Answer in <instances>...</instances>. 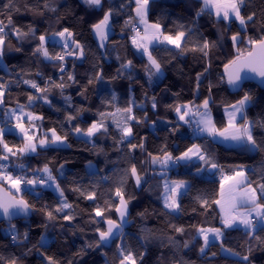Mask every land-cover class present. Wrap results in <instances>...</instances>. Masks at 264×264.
Segmentation results:
<instances>
[{
    "label": "trees",
    "instance_id": "1",
    "mask_svg": "<svg viewBox=\"0 0 264 264\" xmlns=\"http://www.w3.org/2000/svg\"><path fill=\"white\" fill-rule=\"evenodd\" d=\"M45 2L48 8H44ZM7 3L8 0H0V19L5 22L9 15V9L4 7ZM102 3V8H89L82 0H14L10 13L14 25L25 31L27 26H32L37 32L36 38L30 36L23 42L12 34L6 37L5 55L0 59L5 66L4 70L0 68V83H5L7 88L4 104L0 105V124L8 123L12 128L3 115L5 110L14 109L18 104L27 105L29 95H41L28 84H23L22 79L32 80L44 88L50 80L61 83L63 77L67 85L63 92L58 87H51L46 93L51 103L37 100L28 110L43 117L39 120L43 131L55 128L59 134H67L68 139L65 147L38 148L36 153L11 158L9 171L14 176L23 175L48 164L63 189L64 197L72 205L65 212L74 218L66 221L62 218L64 213L54 212L56 219L48 221L46 212L54 211L60 203L59 198L49 189L33 191L30 186L18 197L33 205V210L26 219L11 222L20 234L27 232L28 239L11 245L12 234L6 232L9 223H1L0 257L5 260L15 257L17 264H48L46 257H52L55 264H120L118 246L122 245L137 257L143 254L142 259H137V264H246L240 257L248 254L251 248L252 264H264V230H261L264 225L258 226L254 234L259 240L242 228L224 229L222 226L221 214L214 203L221 189L219 169L209 173V166L197 160L172 164L165 169L152 164L149 156V153L162 156L164 147L171 152L177 145L180 150L181 141L193 137L187 130L188 124L179 122L174 115L178 105H201L204 99H209L213 120L217 128H222L226 125L223 107L250 93L253 99L245 108L246 117L254 121L264 119V91L252 83L231 90L222 75L225 65L240 52L245 54L249 51V38L264 36V0H244L241 14L245 17L255 15L243 28L235 20L218 21L208 11L197 17L202 0H155L150 4V22L159 20L169 33L180 30V25L193 28V32L183 54L165 45L152 49V55L161 63L162 72L151 80L146 72L148 58L132 44V27L125 23L135 16L134 2L102 0ZM122 4L125 7L122 8ZM109 8L113 9L114 15L106 44L100 47L91 26L102 19ZM64 27L76 34V40L84 45L85 54L82 58L66 57V71L61 73L60 62L44 60L33 55V51L39 43L38 36L48 33L46 46L49 52H62L61 47L49 39L53 37L52 32ZM236 33H239L240 40L234 45L231 37ZM204 40L212 44L208 56L190 50L193 44ZM17 48L21 50L16 51ZM129 60L133 67L117 75L121 65ZM98 73L103 75L102 80L94 79ZM198 73L202 76L197 90ZM68 74L74 76V81L67 80ZM65 97H71L70 102H66ZM153 97L157 103L155 109L152 108ZM130 101H134L136 107L133 111L140 119L139 124L132 123L131 143L143 142V150L136 148L130 151L127 143L118 145L116 141L120 133L110 117L105 121L108 127L106 134L77 138L72 131L74 125L86 129L101 119L100 113H113L116 108L127 107ZM78 110H81L78 118L69 123L66 117ZM174 125L179 126L175 135L172 133ZM254 136L258 141L264 140V128L256 127ZM4 140L10 147H19L23 143L21 138L10 132H6ZM196 144L202 145L212 160L223 168V175H232L236 166H243L253 187L264 183V150L250 151L242 144L225 146L206 137L196 139ZM20 163L26 166L24 172L15 167ZM132 165L143 177L139 187L129 173ZM197 166L204 171L197 174ZM165 180L190 182L189 188L179 198L181 210L177 214L170 213L163 206ZM122 181L126 196L132 197L123 235L109 249L104 246L88 248V244L94 245L98 240L96 229L104 230L105 219L119 222L118 213L114 209L107 210L106 202L118 204L114 193ZM77 187L86 193L95 191V199H87L74 190ZM199 198L207 199L210 206H202ZM98 206L104 210L103 217H95L94 209ZM174 227H182L184 232L177 233ZM199 227L221 228L224 233L219 242L209 244L206 254L199 251L203 245L196 231ZM185 243L188 247H184ZM221 243L240 256L224 255Z\"/></svg>",
    "mask_w": 264,
    "mask_h": 264
},
{
    "label": "snow or ice",
    "instance_id": "2",
    "mask_svg": "<svg viewBox=\"0 0 264 264\" xmlns=\"http://www.w3.org/2000/svg\"><path fill=\"white\" fill-rule=\"evenodd\" d=\"M82 2L89 8H102V0H82ZM134 2L135 7L133 9L135 16L130 17L125 23L130 25L134 32L132 36V44L142 51L143 55L148 58V64L146 65V72L151 80L152 77L158 76L162 72L161 63L152 55V49L160 45H171L174 49L179 50L182 54L185 51V45L188 44V37L192 34L193 28H185V26L180 25L178 31L175 33H169L165 31L164 25L156 20L150 22L148 20V15L150 12V4L154 3L155 0H130ZM244 5V0H202V7L196 13L197 17H200L205 11L209 14L214 12L218 21L230 22L233 18L239 21L240 25L243 27L246 25L247 21H252L255 13L248 15L247 17L241 14V8ZM5 8L9 9V15L6 17V22L4 19H0V59L5 55V44L6 37L12 34L16 37L18 41H26L30 36L36 38V28L32 26H27L25 31L23 28L14 25L11 18V11L14 8V0H8V3L4 5ZM47 2L44 4V8H48ZM125 7V5H121ZM19 11L18 8H15ZM51 11H55V8H51ZM41 14L43 12L41 11ZM114 15L113 9L109 8L97 23L93 24L92 30L95 36L100 41V47H104V42L108 39V31L111 27L110 21ZM195 24V21H193ZM140 25L143 26L141 31ZM7 29V31H6ZM75 33L71 31L68 27H64L62 30L55 31L51 33L53 37H59V42L61 45L62 53H51L46 46L48 41V33L40 34L38 36L39 43L33 51V55H38L47 61H58L60 62L61 73L66 71L64 67L65 58L68 56H76L77 58H82L85 54L84 45H82L75 38ZM233 44L239 43V33L234 34L231 37ZM248 43L253 46V50L249 51L247 55L240 52L237 57L230 61L229 64L225 65V71L227 74V82L230 86L239 87L240 82L244 77L241 75L245 70L256 73L262 78L264 82V36L259 39L249 38ZM212 47L211 42L204 40L203 43L193 44L192 51H199L204 56L209 55V49ZM17 48L16 51H20ZM133 67L132 61H127L121 65V69L118 70L117 75H120L123 71H128ZM207 71V69H205ZM39 75V73H37ZM201 73L197 74V90L199 89V84L201 80ZM74 76L68 74L67 80L74 81ZM94 79L102 80L103 75L98 73ZM25 84L30 85L31 88L35 89L36 92L41 93L40 96H28L27 105H17V109H10L3 113L7 120L15 119L16 123L12 128L0 127V161L8 162L14 157H23L32 153H36L37 149H45L53 145L66 144L67 134H59L55 128L48 129L47 131H41V126L37 125L35 121L42 120L43 117L34 114L31 111H25L26 108L31 107L33 103L37 100H43L45 103H51L48 99L46 93L51 87H58L63 92V89L67 86L63 82V77H61V83L56 84L53 81H49V84L44 88H41L39 84L32 80H24ZM92 81H89L91 83ZM7 85L5 83H0V105L4 104V96ZM66 102H70L71 97L64 98ZM115 99V96H113ZM253 97L250 93H245L244 96L238 100L236 103L231 104L226 109L227 124L222 128H217L211 115L210 100L204 99L201 105H191L182 104L175 107V112L177 113L179 121H183L185 124L191 126L195 123L194 133H207L212 137H221L225 141H234L248 147L250 151L264 150V140L258 141L254 136V130L256 127L264 128V119L259 121L249 120L245 115V108L251 103ZM136 107L134 101H130L129 105L124 108H116L113 113H100L101 119L99 121H94L86 129H82L78 125H74L72 131L77 135L87 136L89 138L94 137L98 133L106 134L108 132V127L106 120L110 117L115 123L117 130L120 135L116 143L129 145L130 151L136 148L144 149L143 142L140 144H132L131 138H133V127L132 123H140V119L135 115L133 108ZM142 107V105H141ZM157 103L155 97L152 98V108L155 109ZM78 110L75 114H69L66 119L69 123L76 120L80 115ZM238 117L242 119V123H238ZM146 118V116H145ZM18 130L19 135L23 141L22 146L10 147L8 143L5 142L4 136L6 132L15 133ZM179 130L178 125H174L172 128V133ZM50 133V134H49ZM15 148V150H14ZM162 156H154L149 153L151 157L152 164H159L162 168H167L170 164H179L180 162H191L193 158L198 161L203 162L204 165H208L211 169H219L222 174L221 179V199L214 201L220 207L221 211V223L224 229L232 228L234 226L243 225L247 230V234L252 236L254 239L259 240L258 236H255L258 225H264V183H258L256 187H253V182L248 178L243 166H236L233 170L232 175L224 176L223 168L215 163L211 156L207 153L206 149L199 144H192L187 147L179 156H173L171 152L167 151L164 147L161 149ZM91 162H89V165ZM21 172L26 170V166L23 163L16 165ZM63 168V165H61ZM204 171L203 168L197 166L196 173ZM130 175L135 179L136 185L141 186L143 177L138 172L135 165H132L129 170ZM106 179V178H105ZM0 182H6L11 185L16 192L22 190L21 186H31L32 190L35 191L37 188L43 189L46 187H55V190L59 193L60 203L53 210L46 212V219L52 221L56 219L55 213H64L63 219L66 221H71L74 217L71 213L65 212L66 209H71L72 205L67 202L64 197L63 189H61L59 183H57V177L53 175V170L48 164H45L43 168L34 169L33 176L31 178L24 176H14L11 171L8 170L7 163H0ZM228 184V195L224 196V185ZM123 181L120 186L115 189V197L118 198V204H108L107 210L114 209L119 215V222L112 219H105L107 224L106 230L96 229L98 233V240L95 244H88V248L96 247L99 248L103 246L108 241L115 237H118L123 232V224L127 223V217L129 216L128 206L131 202L132 197L126 196L123 191ZM190 186V182L186 180L179 181H168L164 182V192L162 194L164 208L169 210V212H177L181 210V205L179 203V198L183 191H186ZM80 192L81 195H85L87 199L94 200L96 197L95 191L85 192L83 189L77 187L74 189ZM0 216L8 218L9 221V231L12 233L11 239L13 242L22 243L28 239V233L25 232L20 234L16 230V226L11 224V219L15 216L23 215L27 216L34 208L33 205L23 197L16 199L15 196L8 195L4 192L2 186H0ZM202 206H210L207 199L199 198ZM243 209V210H241ZM95 217H103L104 210L99 206L94 209ZM93 222H96L95 220ZM177 233H183L184 229L182 227H174ZM264 230V227L261 228ZM198 235L203 239V245L200 247L199 251L201 254H206V249L209 246L210 240H221L223 237V231L221 228H204L199 227L196 229ZM43 239V237L41 238ZM147 239V238H145ZM184 247H188L185 243ZM222 251L230 252L232 255L240 256L239 253L232 252L231 249L225 248L223 243L220 245ZM118 251L121 255L120 264H137V259H142L143 254L137 257L132 251L127 250L124 246H118ZM251 248L249 253L240 257V259L246 264H252L250 260ZM81 252H84L82 249ZM86 254V253H85ZM43 255V254H41ZM213 256L216 253H212ZM83 258V257H81ZM48 264H55L52 257H46ZM0 264H17V258L13 257L11 259L5 260L0 257Z\"/></svg>",
    "mask_w": 264,
    "mask_h": 264
},
{
    "label": "rangeland",
    "instance_id": "3",
    "mask_svg": "<svg viewBox=\"0 0 264 264\" xmlns=\"http://www.w3.org/2000/svg\"><path fill=\"white\" fill-rule=\"evenodd\" d=\"M239 40H240V38H239ZM168 47H173V46H171V45H167ZM242 98V97H241ZM240 98V99H241ZM240 99H238V100H240ZM237 100V101H238ZM237 101H235L234 103H236ZM234 103H232V104H234ZM188 104H191V105H196V104H192V103H188ZM231 105V104H230ZM229 106V105H228ZM228 106H225V107H223V109H222V112H223V116H224V119H225V124H227V116H226V109H228ZM10 109H13V108H9V109H7V110H10ZM14 109H17V107L16 108H14ZM7 110H5V111H7ZM228 110H230V109H228ZM25 111H29L28 110V108H26L25 109ZM174 115H175V117L176 118H178V116H177V113L175 112V110H174ZM211 115H212V112H211ZM5 117V116H4ZM212 118H213V115H212ZM5 119H7L6 117H5ZM10 123H11V125H12V127H14V125H15V123H16V121H15V119H11V120H8ZM181 122H183V121H181ZM35 123L37 124V125H39L40 126V121L38 120V121H35ZM184 123V122H183ZM238 123H242V119H240L239 117H238ZM226 126V125H225ZM41 131H43L42 129H41ZM11 133V132H10ZM13 134H15L17 137H19V138H21L20 137V135H19V132H18V130H16V132L15 133H13ZM50 134V133H49ZM75 134V133H74ZM195 135H196V133H195ZM195 135H193V136H195ZM75 136L77 137V138H89V137H87V136H82V135H77V134H75ZM197 136H199V137H206V138H210L211 139V141H213V142H217V143H220V144H222V145H225V146H237V145H241V144H239V143H237V142H234V141H225V140H223V138H221V137H219V136H217V137H212V136H209L207 133H199V134H197ZM194 138L195 137H191V139L192 140H194ZM198 139V138H197ZM196 141V140H195ZM66 146V144H63V145H61V144H58V145H53V146H51V147H57V148H62V147H65ZM49 148V147H48ZM33 154V153H32ZM180 163H184V162H180ZM170 165H172V164H170ZM89 168H92L91 166H89ZM169 181V180H168ZM1 184H3L6 188H7V190L9 191V192H11L13 195H17L16 197H18V195L20 194V192H22V190L20 191V192H16L15 191V189H13L12 187H11V185L10 184H8V183H6V182H0ZM38 189H40V188H38ZM43 189H49V190H51L58 198H59V202H60V197H59V193L55 190V187L54 186H52V187H46V188H43ZM43 189H40V190H43ZM185 191H183V193H184ZM182 193V194H183ZM18 198H20V197H18ZM241 210H243V209H241ZM169 211V210H168ZM171 213H173V214H177L178 213V211L177 212H171ZM118 221H119V215H118ZM128 223V222H127ZM127 223H125V224H123V226H125V225H127ZM258 226H261V225H258ZM242 229H244V230H246L245 228H244V226L242 225V227H241ZM247 231V230H246ZM7 233H9V234H12L10 231H9V229H7V231H6ZM202 239V238H201ZM203 240V239H202ZM212 242H219V240H210V243H212ZM209 243V244H210ZM222 253L224 254V255H227V256H231V257H234V255H232L230 252H227V251H222Z\"/></svg>",
    "mask_w": 264,
    "mask_h": 264
},
{
    "label": "water",
    "instance_id": "4",
    "mask_svg": "<svg viewBox=\"0 0 264 264\" xmlns=\"http://www.w3.org/2000/svg\"><path fill=\"white\" fill-rule=\"evenodd\" d=\"M252 50H253V46L251 45L249 51H252ZM249 51H247L244 55H247V53ZM222 75L224 77L225 82L228 83L227 82V74H226L225 68L223 70ZM241 75L244 77V79H242V81L240 82V86H242V85H244L246 83H252L255 86H257L260 90H263L264 91V82H262V78L259 77L256 73H253L251 71L245 70L244 72L241 73ZM230 88H231V90H235L237 87L230 86ZM0 186L3 187L4 192H7L8 195L15 196L11 192H9L6 187H4L1 184H0ZM3 194H4L3 192H0V195H3ZM15 198L16 199H20V198H18L16 196H15ZM27 216L26 217L23 216V215L15 216V217H13L11 219V222H15V221H18V220H24V219L27 218ZM1 223H9L8 218L0 216V224ZM106 228H107V224L104 222V230H106ZM123 232H124V228H123ZM123 232H122L121 235H119L118 237H115L112 240L108 241L103 246L105 248H108L109 249L112 246L113 242H116V241H118L120 239V237L123 235Z\"/></svg>",
    "mask_w": 264,
    "mask_h": 264
},
{
    "label": "crops",
    "instance_id": "5",
    "mask_svg": "<svg viewBox=\"0 0 264 264\" xmlns=\"http://www.w3.org/2000/svg\"><path fill=\"white\" fill-rule=\"evenodd\" d=\"M212 14L215 16L214 12H213ZM215 18H216V16H215ZM232 20H235V19L233 18ZM235 21L237 22V24H238L241 28H243V27L240 25L239 21H237V20H235ZM140 28L143 30V26H142V25H140ZM108 34H109V31H108ZM93 36H94V38L96 39L97 43L100 45V41H99V39L95 36L94 32H93ZM131 38H132V37H131ZM49 40H50L51 43H55L56 45H58V46L61 47L60 42H59V37H51ZM105 44H106V41L104 42V46H105ZM134 47H135V46H134ZM135 48H136V47H135ZM136 49H137V48H136ZM139 51L142 53L141 50H139ZM176 119L179 121L178 118H176ZM179 122H181V121H179ZM181 123H183V122H181ZM192 138H193V137H192ZM196 138H201V137L197 136V134H196L194 140H192L191 137L188 138V139L182 140V141H181V144H182L181 149L178 150V149H177V145H175V146L173 147L172 151H171L172 155H173V156H179L183 151L186 150L187 147H190L192 144H196V141H195ZM193 160L196 161L195 158H193ZM197 161H198V160H197ZM184 163H185V162H184ZM215 170H216V169H211L210 167L207 169V171H208L209 173L214 172ZM164 182H165V181H163V186H164ZM163 192H164V187H163ZM162 194H163V193H162ZM227 195H228V184L225 183V185H224V196H225V198L227 197ZM219 199H221V189H220V191H219V198H218V200H219ZM162 203H163V198H162ZM163 206H164V204H163ZM216 207H217V210L219 211V213L221 214V211H220V207H219V205L216 204ZM166 210H167V209H166ZM167 211H168V210H167ZM241 227H242V225H239V224H238L237 226H234V227H232V228H241Z\"/></svg>",
    "mask_w": 264,
    "mask_h": 264
},
{
    "label": "built area",
    "instance_id": "6",
    "mask_svg": "<svg viewBox=\"0 0 264 264\" xmlns=\"http://www.w3.org/2000/svg\"><path fill=\"white\" fill-rule=\"evenodd\" d=\"M141 31H142V29H141ZM134 35V32H133V30H132V36ZM59 54H63L62 52H59ZM0 68L1 69H3L4 70V68H5V66L0 62ZM24 80L22 79V83L23 84H25L24 82H23ZM29 87H30V85H29ZM31 88V87H30ZM33 89V88H32ZM33 90H35V89H33ZM3 123V122H2ZM0 127H6V128H11V126H10V124H6V123H3V124H0ZM195 128V126L192 124L191 126H189V125H187V130H188V132H189V134H191L192 136L193 135H195V133H194V131H193V129ZM0 163H7L8 164V170H9V161L8 162H3V161H0ZM24 175H26L27 177H29V178H31L32 176H33V172H28V173H26V174H23V175H20V176H24ZM17 176V175H16ZM224 176H225V174H224ZM227 176V175H226ZM222 179V175L220 176V180ZM30 186H24V185H22L21 186V188H22V191H25V190H27L28 188H29ZM11 245H16V242H13L12 240H11Z\"/></svg>",
    "mask_w": 264,
    "mask_h": 264
}]
</instances>
